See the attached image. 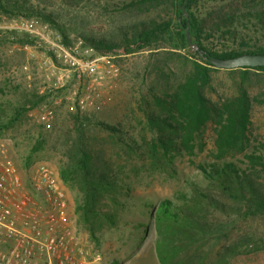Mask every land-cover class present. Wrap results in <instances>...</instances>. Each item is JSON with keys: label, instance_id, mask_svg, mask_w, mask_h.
<instances>
[{"label": "trees", "instance_id": "1", "mask_svg": "<svg viewBox=\"0 0 264 264\" xmlns=\"http://www.w3.org/2000/svg\"><path fill=\"white\" fill-rule=\"evenodd\" d=\"M57 1L68 4L71 0ZM49 3L48 0H0V15L35 18L50 26L58 25L61 41L70 46L71 40L59 25L60 17ZM101 5L117 11L156 13L159 19L145 16L128 23L114 39L84 36L83 46H90L96 52L125 55L167 47L176 53L175 50L192 49L190 43L197 48L188 58L184 57L189 68L176 86L162 94L149 90L159 112L143 109L142 113L147 127L157 133L155 138L133 139L116 123L91 118L81 109L72 113L70 128L63 132L70 136L63 145L65 160L59 177L80 193L74 207L79 223L98 244L97 233L105 225L115 226L120 216L118 211L102 209L99 201L108 197L122 209L124 204L118 202L117 195L129 187L99 148L97 138L90 140L88 129L114 135L115 143L129 160L136 155L160 168L172 163L176 155L184 153L191 158L196 148L202 150V135L210 126L216 151L214 158L196 164L201 180H190L189 190L180 191L177 202L164 198L156 206L142 203L145 210L141 215L145 219H137L132 228L142 234L151 225L155 228L154 248L159 264H206L210 253L204 256L196 247L211 238L223 241L213 252L211 264H228L233 258L264 251V239L254 233L234 232L242 220L264 218V138L260 135L252 138L251 129L252 104L264 106V66L219 69L205 59L264 53V0H102ZM9 41L35 44V38L28 34L0 29V43ZM219 70L232 77L234 91L214 102L204 90L210 85L212 73ZM253 78L258 79L259 89L251 93L245 83ZM2 90L11 108L0 119V135L59 89L37 94L22 91L18 95ZM41 141L32 146L31 152L41 147ZM245 149V162L227 157L231 151ZM190 248L194 251L183 257L182 251Z\"/></svg>", "mask_w": 264, "mask_h": 264}, {"label": "rangeland", "instance_id": "2", "mask_svg": "<svg viewBox=\"0 0 264 264\" xmlns=\"http://www.w3.org/2000/svg\"><path fill=\"white\" fill-rule=\"evenodd\" d=\"M50 1L51 10L60 17L59 25L65 30L72 45H78L83 37L114 39L120 29L128 23L141 18L159 19L156 13H135L113 10L111 6L101 5L93 0H71L68 4ZM106 1V0H104ZM116 0H107L115 2ZM107 4V3H106ZM32 24L45 23L38 19H29ZM21 23V18L0 15V29L8 22ZM48 24V23H47ZM49 25V24H48ZM50 26V25H49ZM57 31V26H50ZM17 34V33H16ZM79 44V46H80ZM168 50V51H166ZM167 47L145 49L125 55H114V63L118 68L116 76L102 81L100 90L102 97L94 104L83 109L75 102V94H79L80 86L74 78L64 80V86L54 89L58 92L48 96L37 106L30 109L13 124L12 128L0 135L5 147L14 159L21 175L27 177L41 163L51 165L59 175L63 164V145L71 123V116L77 109L91 118H96L121 126L127 136L141 140H151L157 133L147 127L142 113L143 109L159 112L154 106L149 90L162 94L167 89L176 86L183 74L189 68L188 58L194 50H174ZM81 51V50H80ZM170 54H168V53ZM59 61L54 59L43 45L21 44L15 41L0 43V89L10 90L13 95L22 91L41 93L54 86L57 72L55 66ZM232 77L224 70L212 73L210 85L205 88V95L216 102L220 96L234 91ZM237 79V78H235ZM234 79V80H235ZM250 92L259 89L257 78L245 83ZM0 91V119L5 118L11 105ZM47 92V91H46ZM49 92V91H48ZM47 92V93H48ZM57 100V103H54ZM46 105V107H44ZM148 106V107H147ZM51 110V114H47ZM46 113V114H45ZM253 137L264 138V106L252 104L251 108ZM90 140L97 138L99 148L115 170L121 173L123 180L129 185L128 190L122 189L117 195L118 202L124 204L122 209L104 197L98 206L107 211L119 213L115 226L105 225L97 233L98 244L89 238L87 230L79 223L75 204L80 200V193L71 185L63 183L67 197L69 212L74 220V226L84 247L88 250V258L92 264H159L155 253L157 232L151 225L147 232L138 233L132 228L137 219H145L141 212L145 210L142 203L156 206L162 199L170 198L177 202L180 191L189 190L190 180H201V171L197 163L214 158L215 146L212 127L205 128L202 140V150L195 149L191 158L184 153L176 155L172 163L163 164L160 168L152 165L144 158L132 155L129 160L125 152L115 143V136L100 129H88ZM41 147L31 152L32 146L41 140ZM95 144V146H97ZM244 151H231L227 157H234L238 162H245ZM28 157H30L28 159ZM193 160V162L191 161ZM234 232L254 233L264 239V218L253 217L236 224ZM222 240L206 239L198 243L200 254L210 253L206 264H211L213 252L222 244ZM182 251V256H189L194 249ZM228 264H264V251L233 258Z\"/></svg>", "mask_w": 264, "mask_h": 264}, {"label": "built area", "instance_id": "3", "mask_svg": "<svg viewBox=\"0 0 264 264\" xmlns=\"http://www.w3.org/2000/svg\"><path fill=\"white\" fill-rule=\"evenodd\" d=\"M3 28L28 34L52 53L59 61L58 74L47 91L61 88L68 78L76 79L80 92L74 91V99L81 109L99 100L102 81L118 73L114 55L82 47L81 41L66 45L47 23L32 24L21 18L20 24L10 21ZM73 222L55 169L41 163L27 177L22 176L0 141V264H92Z\"/></svg>", "mask_w": 264, "mask_h": 264}, {"label": "water", "instance_id": "4", "mask_svg": "<svg viewBox=\"0 0 264 264\" xmlns=\"http://www.w3.org/2000/svg\"><path fill=\"white\" fill-rule=\"evenodd\" d=\"M192 49H196L195 44L190 43ZM213 67L219 69H237L244 67L264 66V53H243L230 58L206 57Z\"/></svg>", "mask_w": 264, "mask_h": 264}]
</instances>
